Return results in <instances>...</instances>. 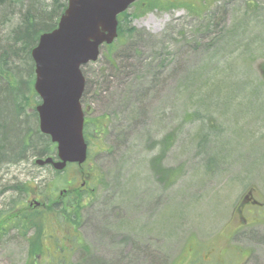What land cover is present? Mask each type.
<instances>
[{
  "label": "rangeland",
  "instance_id": "rangeland-1",
  "mask_svg": "<svg viewBox=\"0 0 264 264\" xmlns=\"http://www.w3.org/2000/svg\"><path fill=\"white\" fill-rule=\"evenodd\" d=\"M52 1L0 0V56L31 8L58 23L68 0L58 12ZM175 1L139 0L118 39L84 66V165L57 172L28 153L0 168V264H206L207 253L209 264H264V222L248 224L255 209L236 207L251 189L264 201V0ZM33 48L31 73H19L24 52L4 72L35 81ZM23 98L19 118L35 123L19 132H37L28 107L40 98ZM64 189L81 202L79 238L55 222ZM31 199L46 205L33 210Z\"/></svg>",
  "mask_w": 264,
  "mask_h": 264
},
{
  "label": "water",
  "instance_id": "water-1",
  "mask_svg": "<svg viewBox=\"0 0 264 264\" xmlns=\"http://www.w3.org/2000/svg\"><path fill=\"white\" fill-rule=\"evenodd\" d=\"M135 1L69 0L58 26L40 36L32 50L34 88L41 98L36 111L40 131L57 144L58 159H37L36 164L63 170L69 163L86 162L82 67L98 59L103 44L114 42L118 16Z\"/></svg>",
  "mask_w": 264,
  "mask_h": 264
},
{
  "label": "trees",
  "instance_id": "trees-1",
  "mask_svg": "<svg viewBox=\"0 0 264 264\" xmlns=\"http://www.w3.org/2000/svg\"><path fill=\"white\" fill-rule=\"evenodd\" d=\"M166 2L167 4H174L177 3L175 0H159V2ZM53 12H58V10L61 7V0H53ZM66 8V5L64 6V10ZM34 11L28 12L27 16L25 17L24 26L22 28H17L15 30V42L16 45H8L6 49H4V54L0 56V63L3 65H0V138L3 142V144H0V168L2 166H5L10 163H16L20 162L27 156L28 153L32 154L33 156H38L39 158L47 157V156H56L55 146L51 143V140L49 137H46L45 135H42L39 131L35 132V127L31 130H26L25 133L19 132V127L24 126L27 124V121L32 119L35 123V119L33 120L34 115H30L29 118H19L21 114V110H23V105L27 104L28 101H24V93L26 91H31V99L34 98L36 93L33 90V83L34 78L32 81L27 82L26 80L20 79V81H15L13 78L15 76L7 75L5 73V67L4 64L7 65L8 61L10 60V56H13L15 58H19L23 52L25 55L22 58L23 64L19 67V73L20 75H25L28 73H31V71H25V67L29 68V65L32 69V63L29 61V48L35 47L38 40L39 35L46 31H52L56 26L50 23L51 17L54 13L49 12L48 14H38L39 12L33 8ZM64 10L62 12H64ZM38 12V13H37ZM36 17H40L37 19ZM128 16L126 13H123L119 16V27L118 31L120 33V30L123 26V24H127ZM40 25H43L42 27ZM39 27V28H38ZM19 43L23 44L22 49L19 45ZM22 86L24 87H21ZM25 90V91H24ZM22 91V92H21ZM22 93V95H21ZM28 97V96H27ZM26 97V98H27ZM30 110L34 111V107H28ZM35 117V116H34ZM30 121V122H32ZM87 124V123H86ZM103 121H101L99 124H94L92 129H100L102 130L104 128ZM89 125L85 126V134H90L91 129L89 131ZM25 131V129H24ZM92 134V133H91ZM171 137H167L164 139V142L162 144L167 143L170 144ZM39 143V145H37ZM41 143H45L46 147L44 145H41ZM8 156V157H7ZM161 158V157H160ZM7 167V166H6ZM154 168L158 175L163 177L162 174H167L170 171H163V169H160V162L156 160V163L154 164ZM1 170V169H0ZM168 176V174L166 175ZM163 179H165L163 177ZM80 185V188L75 189V192L81 191L83 187V184ZM76 184V182L74 183ZM67 196L64 199H68V203H64L63 205L57 201L55 207H59L60 209L57 211L56 214H54L55 222L58 225L59 231L61 233L71 234L72 238H79L78 235V229L76 224V219L80 213L81 209V202L78 200L77 203L75 201H71V197L74 198V191H71L69 189H66ZM73 192V193H72ZM58 197V196H57ZM61 197L59 196V199ZM55 202V201H54ZM3 211H0V215ZM30 212L27 211V214H25L24 217H22L21 221L18 216H15L14 219H19V221L22 223H28L29 219H31V216L29 215ZM72 248V247H71ZM71 248H69L71 250ZM69 250V251H70ZM68 251V252H69Z\"/></svg>",
  "mask_w": 264,
  "mask_h": 264
},
{
  "label": "flooded vegetation",
  "instance_id": "flooded-vegetation-1",
  "mask_svg": "<svg viewBox=\"0 0 264 264\" xmlns=\"http://www.w3.org/2000/svg\"><path fill=\"white\" fill-rule=\"evenodd\" d=\"M259 199V198H258ZM258 199H255L254 197V189H251V190H248L245 195L243 196L241 202L239 203L238 205V210H239V213H242V211L248 207H251V209H255L253 210L252 212H255V216H254V219L252 222L248 223V224H261L264 222V201H261V200H258ZM30 208L33 209V206H37V207H40L39 205L36 204V202L31 199L29 202H28ZM45 207V205L43 206V208ZM41 208V207H40ZM38 208V209H40ZM34 210V209H33ZM245 220V219H244ZM237 232H234L232 235L236 234ZM205 256H207V258H205V262H207L208 264L212 261L210 259V256L211 254L210 253H207ZM219 261L221 263H225L226 261V256H227V251L224 252V253H221L219 254ZM211 260V261H210ZM206 263V264H207Z\"/></svg>",
  "mask_w": 264,
  "mask_h": 264
}]
</instances>
